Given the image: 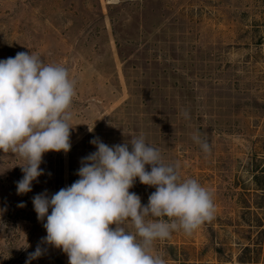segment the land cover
<instances>
[{"label":"rangeland","instance_id":"rangeland-1","mask_svg":"<svg viewBox=\"0 0 264 264\" xmlns=\"http://www.w3.org/2000/svg\"><path fill=\"white\" fill-rule=\"evenodd\" d=\"M18 52L66 67L76 95L71 149L44 154L31 192L16 191L26 162L0 151V264H26L38 245L30 264H68L42 241L33 197L79 179L94 138L140 136L182 180L207 188L216 209L152 253L165 264H264V0H0V60ZM155 190L138 178L129 189L142 205Z\"/></svg>","mask_w":264,"mask_h":264},{"label":"clouds","instance_id":"clouds-1","mask_svg":"<svg viewBox=\"0 0 264 264\" xmlns=\"http://www.w3.org/2000/svg\"><path fill=\"white\" fill-rule=\"evenodd\" d=\"M75 95V81L62 65L47 64L32 52L0 60V151L26 162L20 166L17 194L31 192L44 174L40 165L45 153L70 151ZM193 139L210 151L199 136ZM90 143L97 150L81 159L79 179L32 199L37 220L46 219L42 241L65 253L68 264H165L152 253L154 241L179 230L191 235L214 218L213 194L194 178L182 180L178 165L163 163L159 150L143 136L112 146L99 138ZM137 178L156 189L147 205L129 191ZM126 221L135 234L121 226ZM43 251L38 245L26 264Z\"/></svg>","mask_w":264,"mask_h":264}]
</instances>
